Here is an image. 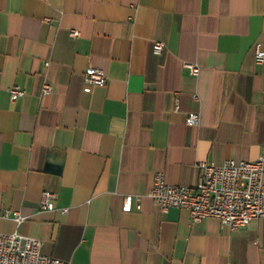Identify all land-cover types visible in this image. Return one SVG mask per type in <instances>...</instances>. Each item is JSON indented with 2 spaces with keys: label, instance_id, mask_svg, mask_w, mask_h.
I'll use <instances>...</instances> for the list:
<instances>
[{
  "label": "crops",
  "instance_id": "1",
  "mask_svg": "<svg viewBox=\"0 0 264 264\" xmlns=\"http://www.w3.org/2000/svg\"><path fill=\"white\" fill-rule=\"evenodd\" d=\"M257 43L264 0H0V232L69 264H264V217L192 222L147 195L156 171L194 188L199 161L264 157ZM89 64L104 84L84 81Z\"/></svg>",
  "mask_w": 264,
  "mask_h": 264
},
{
  "label": "built area",
  "instance_id": "2",
  "mask_svg": "<svg viewBox=\"0 0 264 264\" xmlns=\"http://www.w3.org/2000/svg\"><path fill=\"white\" fill-rule=\"evenodd\" d=\"M71 36H78L77 29H70ZM163 43L154 41L152 50L160 53ZM254 57L258 62H264V49L259 43L255 45ZM47 64V63H46ZM192 75L199 73V66L185 62ZM84 81L91 85H102L106 75L102 68L89 64L83 73ZM25 89L19 85L8 87L9 98L15 101L25 94ZM52 86L44 82L41 94L48 95ZM188 124L198 122V114L189 113L185 119ZM199 181L194 188L176 185L168 182L162 171L153 175L152 186L147 195L150 196L162 210L170 207H182L188 210L192 222L206 217H216L230 229L247 225L254 219L264 217V157L253 160H238L228 158L222 163L214 161H199ZM140 207V196L125 195L123 210L130 211L132 203ZM41 210L55 208V193L44 190L38 202ZM66 212L67 208L61 209ZM11 215L16 225L25 217L19 211H5L3 217ZM38 239L23 235L20 232H0V264H69L67 261L46 255L40 251Z\"/></svg>",
  "mask_w": 264,
  "mask_h": 264
}]
</instances>
